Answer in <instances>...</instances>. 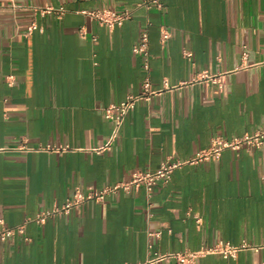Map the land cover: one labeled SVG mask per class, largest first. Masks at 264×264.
<instances>
[{"label":"crops","instance_id":"1","mask_svg":"<svg viewBox=\"0 0 264 264\" xmlns=\"http://www.w3.org/2000/svg\"><path fill=\"white\" fill-rule=\"evenodd\" d=\"M143 2L0 0V217L25 226L0 241V264H141L219 242L240 249L208 252L199 264H264V146L179 167L151 196L119 190L35 220L77 188L100 191L168 156L190 158L214 136L264 128V0ZM47 5L66 12L34 10ZM95 9L132 15L110 29L87 13ZM32 22L40 28L26 35ZM144 30L153 88L165 78L176 87L139 101L97 151L114 127L104 108L142 91L145 57L133 47Z\"/></svg>","mask_w":264,"mask_h":264},{"label":"built area","instance_id":"2","mask_svg":"<svg viewBox=\"0 0 264 264\" xmlns=\"http://www.w3.org/2000/svg\"><path fill=\"white\" fill-rule=\"evenodd\" d=\"M151 2L156 4L157 7L162 8L163 3L161 0H144L143 4L150 6ZM35 11H40L42 14L54 13L62 16L66 9L63 6L54 7L47 5L44 7H34ZM87 13L96 18L101 24L108 26L110 29L116 25L121 26L132 15L131 10L116 11L113 9H95L87 11ZM39 25L36 22H32L27 29L26 35H30L33 31L39 29ZM171 37L170 30L162 29V40L165 42ZM149 33L144 30L141 33L140 41L133 47V51L137 54L141 53L144 57L143 68L145 76L142 83V91L139 94L129 95L125 100L112 103L104 108L105 118L114 122L112 135L107 143L97 148V151H103L109 149L111 144L118 138L121 128L129 114V112L136 106L139 101H150L154 96L161 94L164 90H171L176 86L170 84L169 80L165 78L163 80V86L161 88H153L150 77L149 66V52H148ZM187 57H191V52L185 53ZM247 53L244 52V56ZM203 79L212 80L213 83L222 86L219 80V76L210 74L205 71L200 74ZM12 83V82H11ZM264 146V128L258 129L252 133H245L241 136L225 137L222 135L214 136L211 140V144L207 148L198 150L192 157L187 159H175L168 156L164 159L160 165L155 169H140L135 170L130 179L118 182L114 185L107 186L100 191L84 192L77 188L72 197L68 198L62 206H56L51 209H47L39 213L35 220L39 223H45L49 218L54 216L68 215L74 209L78 208L85 202L96 200L103 201L106 194L116 193L119 190L124 191L127 194L132 192H138L141 188L146 190L147 196L155 191L156 186L159 184H168L171 182L174 171L184 165H197L207 161H218L221 159L223 151L226 149L239 150L246 148L248 151L254 149H260ZM48 147H28L19 146V150H40L51 149ZM197 221L201 220V217L196 216ZM25 231L24 225L19 226H6L3 218L0 217V241L7 240L17 233L23 234ZM152 235L160 236L161 232H151ZM243 245L241 247H245ZM258 250L260 247H253ZM240 248L234 247L229 243L219 242L216 245L203 248L199 252H167L159 253L155 252L147 261L141 264H199V258L208 252H219L226 258L235 257Z\"/></svg>","mask_w":264,"mask_h":264}]
</instances>
